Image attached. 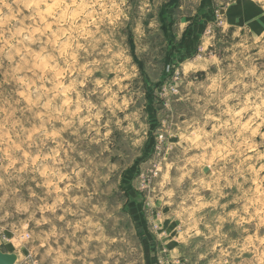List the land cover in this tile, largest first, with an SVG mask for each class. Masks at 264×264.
<instances>
[{
	"label": "rangeland",
	"instance_id": "obj_1",
	"mask_svg": "<svg viewBox=\"0 0 264 264\" xmlns=\"http://www.w3.org/2000/svg\"><path fill=\"white\" fill-rule=\"evenodd\" d=\"M0 250L264 264V0H0Z\"/></svg>",
	"mask_w": 264,
	"mask_h": 264
},
{
	"label": "water",
	"instance_id": "obj_2",
	"mask_svg": "<svg viewBox=\"0 0 264 264\" xmlns=\"http://www.w3.org/2000/svg\"><path fill=\"white\" fill-rule=\"evenodd\" d=\"M18 256L14 253H5L0 250V264H17Z\"/></svg>",
	"mask_w": 264,
	"mask_h": 264
}]
</instances>
